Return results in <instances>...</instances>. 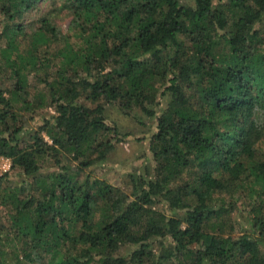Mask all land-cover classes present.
<instances>
[{
  "label": "trees",
  "instance_id": "1",
  "mask_svg": "<svg viewBox=\"0 0 264 264\" xmlns=\"http://www.w3.org/2000/svg\"><path fill=\"white\" fill-rule=\"evenodd\" d=\"M1 156L0 264H264V0H0Z\"/></svg>",
  "mask_w": 264,
  "mask_h": 264
},
{
  "label": "rangeland",
  "instance_id": "2",
  "mask_svg": "<svg viewBox=\"0 0 264 264\" xmlns=\"http://www.w3.org/2000/svg\"><path fill=\"white\" fill-rule=\"evenodd\" d=\"M186 1L193 2V0ZM52 3L53 2H47L39 6V9L29 14V18L33 20L43 15L49 11ZM57 3H60V1ZM57 22L64 32L68 31L70 26L69 16L61 15L57 19ZM107 110L110 123H112V125H117L119 131L122 133L129 132L131 134L124 137V139L117 144L115 150L109 155L108 160L97 168L96 174L100 177L107 178L113 184H120L122 176L130 170L131 167L142 169V167L149 162V141L147 136L154 131L155 124L151 121L148 123V126H143L133 117L124 114L117 106H109ZM39 111L47 116L54 114V110L49 108L48 110L41 109ZM143 136H145V138L141 139ZM46 138L49 139L47 135ZM5 215V209H2L0 212V220H5Z\"/></svg>",
  "mask_w": 264,
  "mask_h": 264
},
{
  "label": "built area",
  "instance_id": "3",
  "mask_svg": "<svg viewBox=\"0 0 264 264\" xmlns=\"http://www.w3.org/2000/svg\"><path fill=\"white\" fill-rule=\"evenodd\" d=\"M12 160L8 157H0V179L4 176L5 173L11 171L12 169Z\"/></svg>",
  "mask_w": 264,
  "mask_h": 264
}]
</instances>
